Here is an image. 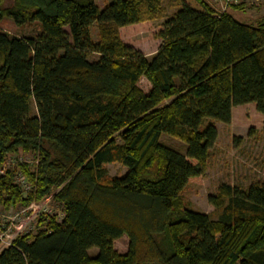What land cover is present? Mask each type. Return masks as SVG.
I'll list each match as a JSON object with an SVG mask.
<instances>
[{
	"label": "trees",
	"instance_id": "16d2710c",
	"mask_svg": "<svg viewBox=\"0 0 264 264\" xmlns=\"http://www.w3.org/2000/svg\"><path fill=\"white\" fill-rule=\"evenodd\" d=\"M177 2L147 57L118 29L160 16L161 0L102 9L95 0H0V21L39 26L33 36L0 31V167L10 153L33 159L0 172V205L51 197L63 211L38 215L0 248V264H264V181L219 184L208 196L216 219L179 197L204 173L213 120L229 123L232 107L249 102L264 117V14L247 22L206 0ZM238 2L229 9L247 7ZM112 161L126 172L107 176Z\"/></svg>",
	"mask_w": 264,
	"mask_h": 264
},
{
	"label": "rangeland",
	"instance_id": "374dc122",
	"mask_svg": "<svg viewBox=\"0 0 264 264\" xmlns=\"http://www.w3.org/2000/svg\"><path fill=\"white\" fill-rule=\"evenodd\" d=\"M110 0H95L102 9ZM209 5L216 10H229V4L225 0H206ZM9 2V0H6ZM239 3V2H238ZM255 5L243 11L232 10L234 18L240 21L251 22L264 13L262 6ZM261 4V3H259ZM250 5V4H249ZM162 13L152 19L143 20L134 24L119 27L120 39L131 45L145 56L151 57L159 48L162 40L157 36L162 29L164 21L170 17L178 8L177 0H161ZM39 30L37 22H26L16 25L10 18L5 17L0 21V31H6L15 35L33 36ZM89 32L91 38L97 41L100 31L97 22L90 25ZM98 55L91 54L90 59H95ZM139 86L144 91L149 89V83L145 78L139 80ZM32 113H35V105L31 103ZM263 115L257 111L253 102L233 106L231 109V120L229 123L213 120L217 128V137L209 150L204 173L194 180H190L181 190L179 197L186 208L207 213L212 219H216L217 210L209 201L208 196L217 192L221 183L237 185L246 188L249 184L257 181H264V136ZM161 141L177 149H183V143L176 137L162 134ZM30 153L16 152L7 155L0 170L13 168L16 162H32ZM107 176H121L127 168L119 161L106 163ZM16 176L21 186L27 189L24 175L15 167ZM31 204V205H30ZM55 213L56 218L63 216L62 206L51 197L41 201H32L28 205H15L3 207L0 205V246L13 236L15 228L17 233L33 230L38 215ZM17 226V227H16ZM10 227V228H9ZM1 231L2 229H5ZM22 230V231H20ZM129 238L123 234L115 239L113 246L119 253H125L128 249ZM0 247V248H1ZM98 252L96 247L90 248L88 253L95 255Z\"/></svg>",
	"mask_w": 264,
	"mask_h": 264
},
{
	"label": "crops",
	"instance_id": "0c3cea01",
	"mask_svg": "<svg viewBox=\"0 0 264 264\" xmlns=\"http://www.w3.org/2000/svg\"><path fill=\"white\" fill-rule=\"evenodd\" d=\"M241 2H243L248 8H250V7H253V6H255V5H252L253 3L252 2H256V3H261V4H257V6H262V8H264V0H241ZM250 4V5H249ZM246 7V8H247ZM246 8L244 9V10H246ZM229 9V8H228ZM225 10H227V9H225ZM228 11V10H227ZM232 10H230L229 9V12H231ZM235 11H243V10H235ZM232 14V13H231ZM264 14V13H263ZM262 14V15H263Z\"/></svg>",
	"mask_w": 264,
	"mask_h": 264
},
{
	"label": "built area",
	"instance_id": "2783aa9c",
	"mask_svg": "<svg viewBox=\"0 0 264 264\" xmlns=\"http://www.w3.org/2000/svg\"><path fill=\"white\" fill-rule=\"evenodd\" d=\"M238 1H240V0H225V4L224 5H227V4H229V3H231V2H238ZM224 10V9H223ZM222 10V11H223ZM4 171V170H3ZM2 170H0V172H3ZM31 205V204H30ZM17 227V226H16ZM10 228V227H9ZM16 229V232L14 231V234H13V236H11V238L9 239V240H7V242H5V244L4 245H2V247H5V246H7V245H9L10 243H11V241H12V239L14 238V236L17 234V229H20V228H15ZM3 230H6V228L5 229H2L1 231H3ZM20 231H22V230H20ZM1 247V246H0ZM1 247V248H2Z\"/></svg>",
	"mask_w": 264,
	"mask_h": 264
},
{
	"label": "bare ground",
	"instance_id": "6f19581e",
	"mask_svg": "<svg viewBox=\"0 0 264 264\" xmlns=\"http://www.w3.org/2000/svg\"><path fill=\"white\" fill-rule=\"evenodd\" d=\"M19 182V181H18ZM21 185V184H20ZM23 186V185H22Z\"/></svg>",
	"mask_w": 264,
	"mask_h": 264
}]
</instances>
